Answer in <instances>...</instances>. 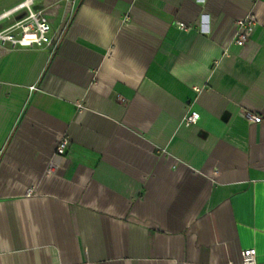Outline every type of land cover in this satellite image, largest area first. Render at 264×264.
Listing matches in <instances>:
<instances>
[{
    "label": "crops",
    "instance_id": "obj_1",
    "mask_svg": "<svg viewBox=\"0 0 264 264\" xmlns=\"http://www.w3.org/2000/svg\"><path fill=\"white\" fill-rule=\"evenodd\" d=\"M34 9L59 43L0 44V264H264V0Z\"/></svg>",
    "mask_w": 264,
    "mask_h": 264
},
{
    "label": "built area",
    "instance_id": "obj_2",
    "mask_svg": "<svg viewBox=\"0 0 264 264\" xmlns=\"http://www.w3.org/2000/svg\"><path fill=\"white\" fill-rule=\"evenodd\" d=\"M1 1V0H0ZM37 0H24L12 11L0 15V21L6 18L9 14L20 10L26 11V17L4 31H0V44L10 45L12 48H47L54 52L58 46L59 40L51 36L52 27L48 19L41 11L34 9V3ZM256 26V19L252 14L247 15L235 22L232 44L237 47L245 46L250 38L251 33ZM181 30L188 31L190 28L184 24H179ZM227 52V50H226ZM194 91L199 93L201 88L195 87ZM81 109V105H78ZM245 117L251 123H259L261 118L253 113L246 112ZM198 122V114L194 111H189L184 118L183 123L186 126L196 125ZM69 138L63 136L60 138L56 148V156H64L69 147ZM56 164L51 160L48 167V174L54 173ZM243 264H257V254L255 249H250L242 253Z\"/></svg>",
    "mask_w": 264,
    "mask_h": 264
}]
</instances>
